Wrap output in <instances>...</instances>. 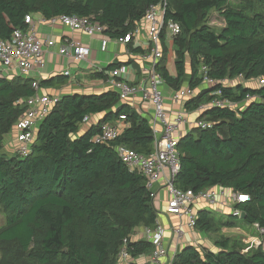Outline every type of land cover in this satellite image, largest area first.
I'll return each mask as SVG.
<instances>
[{"label": "trees", "instance_id": "16d2710c", "mask_svg": "<svg viewBox=\"0 0 264 264\" xmlns=\"http://www.w3.org/2000/svg\"><path fill=\"white\" fill-rule=\"evenodd\" d=\"M160 1L0 0V38L8 39L14 30L24 28L26 15L44 19L64 15L92 17L105 27L104 36L115 40L133 31L147 8ZM165 1V21L178 23L181 34L172 40L175 79L166 70L164 58L158 64L163 81L180 89L188 63L189 87L196 89L204 67L213 83L188 100L185 109L193 111L215 99L234 105L207 109L202 117L212 121L213 127L193 129L179 139L180 171L174 185L194 193L218 186L248 196L246 202L235 205L243 217L231 215L221 225L209 211L197 212L196 229L201 232L210 233L217 226L234 228L238 223L264 229V85L251 89L222 83L264 79L263 0ZM211 12L223 20L222 29L208 26ZM166 36L167 32L162 41ZM162 52L164 56L163 42ZM113 67L90 69L82 84L103 85ZM31 82L0 79V152L4 136L13 132L26 111L19 101L34 95ZM69 82L70 76L56 75L40 81L39 87ZM247 97L253 100L245 102ZM99 115L103 117L95 124H82L84 117ZM120 116L130 125L117 140L94 143L101 127ZM153 142L148 119L119 104L117 93L62 96L38 126L28 157L0 156V208L5 215L0 243L28 253L36 264H116L122 241L138 227H155L157 213L145 179L129 172L115 147L124 145L149 155ZM216 247V253L185 247L174 264H264L260 248L243 252L230 239L216 242ZM129 248L134 258L151 251L143 241L130 243Z\"/></svg>", "mask_w": 264, "mask_h": 264}, {"label": "built area", "instance_id": "2783aa9c", "mask_svg": "<svg viewBox=\"0 0 264 264\" xmlns=\"http://www.w3.org/2000/svg\"><path fill=\"white\" fill-rule=\"evenodd\" d=\"M167 3L161 0L155 5H150L143 18L134 27L133 31L123 38L110 40L104 36L105 27L95 22L92 17L78 16H55L50 19L41 17L35 20L34 15L24 17V28L16 29L8 39L0 38V79L7 81L31 80L34 95L28 99L19 101L26 106L25 113L15 122L13 133L16 141V153L21 159L28 157L31 153L32 144L35 139L36 131L42 121L49 115L51 110L60 102V97L48 94H39V81L35 79L44 69L45 49H55L56 54L70 59L76 63L78 68L87 69L95 67L90 62L91 49L81 43L66 40L57 46L50 35H42L40 27L53 30L57 26L68 29L71 32L79 31L88 37H102L100 39V52L108 50L110 42L116 44L135 46L140 50L137 55L138 62L147 75V79L140 82L138 86H132L127 82L128 75L133 72L126 64H117L106 73L105 87L114 90L119 101H126L130 98L139 96L143 102L151 105L150 119H148L153 135V152L149 155H142L129 149L124 145L115 147V152L129 172H135L145 179L146 189L152 201V205L157 213L158 194L163 191L165 194L164 211L176 217L179 221H185L190 229L196 228L197 213L195 205L204 203L208 206L216 205L219 198L223 197L224 189L212 187L194 193L192 190H180L174 183L180 171V160L178 143L180 130L185 122V112L177 110L170 113L165 107V97L162 90L163 79L158 72V64L163 58L162 37L167 32V38L173 40L181 34L178 23L165 21ZM37 24L39 26L37 27ZM141 29L145 32V37L140 36ZM98 70H101L95 67ZM206 69L201 68L202 83L209 86L213 83L206 75ZM64 76H70L69 68L63 72ZM258 85H264V79L258 81ZM216 96H220L217 92ZM195 96V90L190 87L173 90L171 101L174 104L184 103ZM252 97H247L245 102L252 101ZM218 107H234L233 104L219 99L207 105V109ZM120 121H125V116L119 117ZM90 122V117H84L83 125ZM213 123L195 120L192 123L193 129L207 130L213 127ZM119 137L118 126L115 124H104L100 129V134L93 138L96 144L113 143ZM248 196L240 193H231L230 202L233 205L231 215L241 218V212L235 205L244 203ZM264 236V229H258ZM175 235L181 234L180 226L172 227ZM138 241H143L151 246L150 264H174V255H170L164 239L163 229L156 222L153 228H144L142 236ZM134 241L126 238L122 241V246L117 255L116 264H137L131 255L129 244ZM262 246L261 242L255 243V247Z\"/></svg>", "mask_w": 264, "mask_h": 264}, {"label": "crops", "instance_id": "0c3cea01", "mask_svg": "<svg viewBox=\"0 0 264 264\" xmlns=\"http://www.w3.org/2000/svg\"><path fill=\"white\" fill-rule=\"evenodd\" d=\"M211 14V13H210ZM210 14L208 19V26L212 29H215L214 21L210 20ZM217 14V13H216ZM218 15V14H217ZM35 20H39L41 18L40 15H34ZM220 19L219 24L217 25L218 28L215 29L216 31L222 29L224 27L223 20ZM140 22V21H139ZM138 24V22L135 24ZM139 25V24H138ZM39 24H37V27ZM41 34L42 35H50L53 39V41L56 43L57 46L62 45L63 43L68 41H74L76 43H81L83 45L88 46L91 49L90 54V62L95 65V67L99 69H103L112 65L117 64H126L129 68L132 69L133 72H131L127 77V82L132 86H138L141 81L147 79V75L145 74L143 66L138 62L137 55L140 53H136V47L130 45H123V44H116L115 42H110L108 46V50L105 53L100 52V37H88L87 35L75 31L71 32L68 29H65L61 26H57L53 30H48L46 27H40ZM140 36L145 37V32L143 29L140 31ZM163 45L165 48V53L168 51L169 44L172 45V40L166 38L163 39ZM57 51L55 49H45L44 51V58H45V66L44 69L40 72L39 75L35 77L39 82L42 80H47L51 77H54L56 75H63V72L69 68L70 71V82L65 86L60 87H49V88H40L39 94H48L50 96H56V97H62L64 95H71V94H101L108 91L115 92L112 89H109L105 87L104 85L94 86V87H86L82 84L85 79L88 78V75L86 74L90 69H96L93 66L88 67L87 69L83 70L78 68L77 64L74 63L73 60H66L65 58H62L58 54H56ZM171 56V65H170V58L164 54L163 58L164 65L166 67V70L168 71L169 75L175 79L176 72L174 67V61H175V54H174V48H172V52L170 54ZM168 57V58H167ZM162 58V59H163ZM167 61V63H166ZM191 80V72L190 67L188 63L186 64L185 68V76L183 78V82L181 84V88L189 87V82ZM162 90L165 97V107L170 111L171 115L173 112L177 110H181L185 112V122L181 127L180 130V138L187 135L189 132L193 130L192 123L199 119L202 121H210L207 117H202L204 113L207 110V103L201 104L197 109L187 111L185 109V103H178L174 104L171 101V93L175 89L170 84H167L165 81H163ZM231 82V83H229ZM234 82V83H233ZM224 85H230V86H236V85H243L247 88L255 89L258 87V83L256 80L251 81H245L243 78H236L234 80H225L222 82ZM229 83V84H228ZM208 86L201 83L195 90V96H197L201 91L206 90ZM116 93V92H115ZM119 104H123L124 106L129 107L130 109L137 112L142 118L150 119V109L151 105L149 102H143L139 96L130 98L126 101H119ZM103 115H99L98 117H90V122H93L94 124L98 122L100 118H102ZM89 122V123H90ZM88 123V124H89ZM210 123H213L210 121ZM111 124H115L118 126L119 134L121 132L129 127V122L125 121H114ZM84 128V127H83ZM82 132L84 129H81ZM3 147L2 150L6 148L7 153H16V141H15V135L13 132H10L9 134L5 135L3 138ZM1 150V151H2ZM13 157V156H11ZM232 191L224 189L223 197L219 198V202L216 205L208 206L204 203H197L195 205V211L196 213L202 210H213L216 212L215 214V220L221 223H224L227 221L228 217H231V213L233 210V205L230 202V195ZM158 208H157V223L158 225L163 229L164 233V239L165 243L167 245V248L169 250L170 255L176 256L183 248L185 247H193L199 252H213L216 253L218 251V248L216 247V242L220 241L218 239H214V241H211L207 236L210 233L201 232L199 230L190 229L187 227L185 221H179L176 217L168 215L164 209H165V194L163 191H160L158 194ZM210 212V211H209ZM211 213V212H210ZM244 224L238 223V226L234 228H226L223 227L221 229H226L230 232V234L233 235H225L223 236V239H230L231 241H237L238 234L241 232L244 234L245 229L239 226H242ZM180 226L181 234L179 236L175 235L172 231V227ZM219 226H217L218 228ZM145 227H138L133 231V234L131 235V239L134 242H137L139 238L143 234V230ZM217 228H215L217 230ZM255 228V226H254ZM215 230V231H216ZM214 232V231H212ZM233 232H236L235 235ZM259 233V232H258ZM219 234H222L219 232ZM229 234V233H228ZM260 234V233H259ZM240 238H243L240 236ZM258 239V237H257ZM256 238L251 240L252 246L249 248L242 247L243 252H247L252 249H256L255 244L253 243L255 241H260L262 246L258 247L262 251H264V236L260 234V239L257 240ZM210 242H212V245H210ZM256 243V242H255ZM213 248V249H211ZM150 254L151 251L143 253L137 257H135V262L137 264H150Z\"/></svg>", "mask_w": 264, "mask_h": 264}, {"label": "rangeland", "instance_id": "374dc122", "mask_svg": "<svg viewBox=\"0 0 264 264\" xmlns=\"http://www.w3.org/2000/svg\"><path fill=\"white\" fill-rule=\"evenodd\" d=\"M262 11L264 13V0H263ZM210 20L214 21L215 29H217L218 28L217 25L219 24L220 19L218 18V15L216 14V12H211ZM168 48L169 49H168V51L165 54L170 58L169 62H170V65H171V56H170V54L172 52V48L173 47H172L171 44H169ZM166 63H167V61H166ZM229 83H231V82H229ZM203 104H206V103H203ZM206 122H210V121H206ZM0 156L5 157V158H11V156L14 157L16 155H15V153H12V154L11 153H7V150L5 148V149H3L0 152ZM209 211L211 212L212 217L215 218L216 217L215 216L216 212L213 211V210H209ZM236 221H239V219H237ZM4 225H5V215H4V213L2 212V210L0 208V229ZM239 227H242V228L245 229L244 234L240 232L238 234L239 236H236L237 237L236 238L237 241H235V242L238 245H240L241 248L243 246L246 247V248H248V247L250 248L252 246V244H251L252 241L251 240H253L255 238L257 239V237H258V239H260V234L258 233V230L256 228L251 227V226H247V225H242V226H239ZM221 228H222V226H219L216 231L210 232V234H208L209 236H207V237L211 241H214V239H218V240L221 241L224 238L223 236H225V235H233V234H230V232L228 230L221 229ZM219 232L222 233V234H219ZM233 233L235 235L236 232H233ZM240 236L243 237V238H240ZM255 242H257V241H255ZM255 242L253 243V245L255 244ZM210 245H212V242H210ZM211 249H213V248H211ZM0 264H36V263L28 258V253H21L19 250H17L11 244H1L0 243Z\"/></svg>", "mask_w": 264, "mask_h": 264}, {"label": "water", "instance_id": "95a60500", "mask_svg": "<svg viewBox=\"0 0 264 264\" xmlns=\"http://www.w3.org/2000/svg\"><path fill=\"white\" fill-rule=\"evenodd\" d=\"M243 216H241V218H242Z\"/></svg>", "mask_w": 264, "mask_h": 264}]
</instances>
